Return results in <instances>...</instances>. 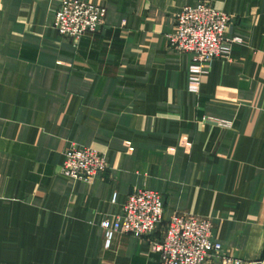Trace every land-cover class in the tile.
Segmentation results:
<instances>
[{
    "label": "crops",
    "instance_id": "0c3cea01",
    "mask_svg": "<svg viewBox=\"0 0 264 264\" xmlns=\"http://www.w3.org/2000/svg\"><path fill=\"white\" fill-rule=\"evenodd\" d=\"M62 1L0 0V264H159L149 241L172 214L209 218L221 255L264 264V0H78L106 17L75 41L52 27ZM204 1L242 43L195 96L166 35ZM83 147L107 162L91 183L61 174ZM143 188L163 199L161 226L105 249L100 222Z\"/></svg>",
    "mask_w": 264,
    "mask_h": 264
},
{
    "label": "built area",
    "instance_id": "2783aa9c",
    "mask_svg": "<svg viewBox=\"0 0 264 264\" xmlns=\"http://www.w3.org/2000/svg\"><path fill=\"white\" fill-rule=\"evenodd\" d=\"M106 9L78 0L62 2L53 17L52 27L63 38L78 40L94 34L103 26ZM232 16L214 9L209 2L184 7L174 19L172 31L166 35L169 49L190 56L187 92L199 95L200 76L217 59H228L233 45L242 43L239 37H227ZM208 121V119H204ZM227 129L224 122H215ZM107 168L104 155L91 148H69L63 153L61 174L69 180L91 183ZM113 194L111 203L115 204ZM164 204L161 195L149 188L132 191L122 203L119 213L104 218L100 228L104 248L110 247L115 234L145 239L163 222ZM213 223L209 218L172 214L166 222L160 241H149L152 252L159 255V264H241L239 260L221 255V245L213 240Z\"/></svg>",
    "mask_w": 264,
    "mask_h": 264
},
{
    "label": "rangeland",
    "instance_id": "374dc122",
    "mask_svg": "<svg viewBox=\"0 0 264 264\" xmlns=\"http://www.w3.org/2000/svg\"><path fill=\"white\" fill-rule=\"evenodd\" d=\"M62 2H64V1H62ZM62 2H61V3H62ZM61 3H60V4H61ZM204 121H205V120H204ZM216 126H217V125H216Z\"/></svg>",
    "mask_w": 264,
    "mask_h": 264
}]
</instances>
